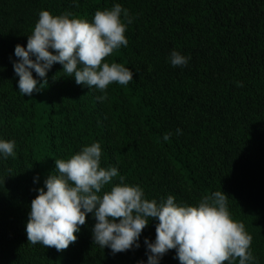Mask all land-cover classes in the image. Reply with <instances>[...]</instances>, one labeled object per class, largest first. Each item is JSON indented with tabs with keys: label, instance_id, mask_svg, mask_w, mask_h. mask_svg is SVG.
<instances>
[{
	"label": "trees",
	"instance_id": "1",
	"mask_svg": "<svg viewBox=\"0 0 264 264\" xmlns=\"http://www.w3.org/2000/svg\"><path fill=\"white\" fill-rule=\"evenodd\" d=\"M115 3L133 22L128 46L106 60L133 71L127 86L109 85L99 102L103 93L61 76L56 63L41 92H19L14 48L26 46L41 10L91 21ZM173 49L191 57L187 66L170 64ZM166 132L172 133L168 141ZM0 138L16 143L14 158H0V264L147 259L144 238L155 239V221L143 230L140 248L115 255L93 243L91 214L64 251L27 240L31 200L55 170V159L93 142L101 144V166L117 167L150 200L171 194L179 204L194 205L223 190L264 264V0H79L78 6L73 0H0ZM174 257L170 250L160 264H179Z\"/></svg>",
	"mask_w": 264,
	"mask_h": 264
},
{
	"label": "clouds",
	"instance_id": "2",
	"mask_svg": "<svg viewBox=\"0 0 264 264\" xmlns=\"http://www.w3.org/2000/svg\"><path fill=\"white\" fill-rule=\"evenodd\" d=\"M73 3L78 6L79 0ZM132 22L120 3L97 10L91 21L71 12L41 10L26 46L18 43L14 48L19 92L29 97L41 92L48 85V72L59 63L61 76L98 90L103 94L97 100L105 101L109 85L127 86L133 80L129 67L106 60L128 46L126 32ZM190 59L175 49L168 57L173 67H185ZM176 134L182 130L177 128ZM171 135L166 132L163 140ZM15 147L14 140L0 138V158H14ZM101 158V144L93 142L67 159H55V170L30 203L28 242L64 251L76 242L91 214L93 243L113 255L140 248L143 230L156 222L155 239L144 238L147 259L137 264H160L170 250L179 264H258L251 251L253 238L231 215L223 190L204 195L194 205L179 204L171 194L150 200L140 185L126 183L117 167L101 166ZM33 180L38 183L39 176Z\"/></svg>",
	"mask_w": 264,
	"mask_h": 264
}]
</instances>
